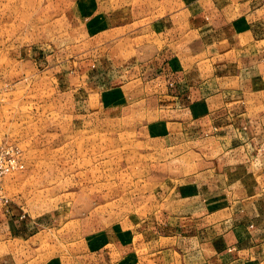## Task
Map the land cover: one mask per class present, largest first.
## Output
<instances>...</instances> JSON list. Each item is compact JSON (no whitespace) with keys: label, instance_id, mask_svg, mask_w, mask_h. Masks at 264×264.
I'll list each match as a JSON object with an SVG mask.
<instances>
[{"label":"crops","instance_id":"1","mask_svg":"<svg viewBox=\"0 0 264 264\" xmlns=\"http://www.w3.org/2000/svg\"><path fill=\"white\" fill-rule=\"evenodd\" d=\"M152 9L159 16L139 43L112 47L101 79L140 86L143 111L150 96L157 104L142 128L164 157L159 209L137 224L99 229L56 264L261 263L264 0ZM23 218L12 203L0 212V264H33L21 257L38 249Z\"/></svg>","mask_w":264,"mask_h":264},{"label":"rangeland","instance_id":"2","mask_svg":"<svg viewBox=\"0 0 264 264\" xmlns=\"http://www.w3.org/2000/svg\"><path fill=\"white\" fill-rule=\"evenodd\" d=\"M162 2L175 5L0 0V146L20 162L2 179L8 202L0 212L12 203L35 228L26 245L38 249L22 259L59 263L99 229L158 211L164 157L142 128L157 104L150 96L143 111L140 86L126 90L101 76L112 47L139 43Z\"/></svg>","mask_w":264,"mask_h":264},{"label":"built area","instance_id":"3","mask_svg":"<svg viewBox=\"0 0 264 264\" xmlns=\"http://www.w3.org/2000/svg\"><path fill=\"white\" fill-rule=\"evenodd\" d=\"M8 155V160L6 156ZM20 168L18 151H12L0 146V210L8 202V198L3 191L2 179L8 172Z\"/></svg>","mask_w":264,"mask_h":264}]
</instances>
